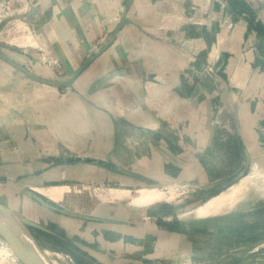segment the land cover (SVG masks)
<instances>
[{
	"label": "crops",
	"instance_id": "1",
	"mask_svg": "<svg viewBox=\"0 0 264 264\" xmlns=\"http://www.w3.org/2000/svg\"><path fill=\"white\" fill-rule=\"evenodd\" d=\"M31 3L33 10L45 17L37 38L71 67L68 77L59 79L62 81L69 79L106 43L96 47L101 37L108 39L120 19L127 18L109 47L77 76L66 95L51 91V101L42 106L37 101L38 93L30 90L27 93L30 85L20 78L15 81L17 93L1 95L21 116L18 119L29 121L32 136L36 134L40 142L46 140L50 147L59 136L71 148L90 147L95 148L94 152L104 149V157L91 151L75 156L94 162L117 160L112 155L118 140L126 146H147V154L134 158L141 171L133 168L134 176L129 175L143 181L177 179L183 169L199 175L205 169L204 162L216 163L230 151L236 153L237 162L242 161L238 171L245 168L252 158L253 141L260 138L259 118L246 120V115L257 114L264 104V0H31ZM3 60L20 74L37 81L16 66H22L21 63L5 55ZM202 65L220 70L202 76L199 74ZM236 81L243 82L232 85L241 90V95H232L236 104L229 108L217 106L216 102L225 104L230 100L231 97H226L229 84ZM247 82L253 83L256 90L253 94H243ZM0 83L6 84L7 80L0 79ZM8 112L0 110V132L7 130L3 120L9 117ZM21 125L17 121L9 127L14 128L15 134ZM129 128L141 131L133 142L129 137H121V131ZM151 134L157 135L155 141H151ZM21 136L15 138L21 140ZM1 157V161H11L8 154ZM182 158L188 164L182 166ZM44 160L53 161L48 157ZM15 165L21 167V163L14 164L12 169L20 173L22 170H16ZM213 177L210 183L224 176ZM100 223L124 226L122 222ZM153 231L166 233L156 228ZM53 236L68 240L58 233ZM99 238L107 241L102 234ZM123 240L122 237L120 241Z\"/></svg>",
	"mask_w": 264,
	"mask_h": 264
},
{
	"label": "rangeland",
	"instance_id": "2",
	"mask_svg": "<svg viewBox=\"0 0 264 264\" xmlns=\"http://www.w3.org/2000/svg\"><path fill=\"white\" fill-rule=\"evenodd\" d=\"M33 5L31 0H0V79L7 80L6 84L0 83V110L9 111V117L6 116L7 119L3 120L7 130L0 132L1 138L4 133L8 134L0 139V155L8 154L11 159L8 162L0 160V203L68 239L63 240L39 229L28 228L43 250L55 253L57 264H264V200L246 201L229 211L203 218L197 217L193 212L209 197L229 189L241 176L260 166L264 167V104L255 116L246 115V120L259 118L257 132L260 138L257 142L253 141L252 158L247 161L244 169L239 170L240 173L238 169L242 161L237 162L236 153L230 151L229 154L220 156L216 163L204 162L205 169L199 175L183 169L177 179L155 178L143 181L129 175L133 173V168L141 171L134 158L147 154L148 147L126 146L120 143L121 140L115 146L112 156L117 160L113 162H58L62 157L73 158L89 151L104 157L106 151L99 149L94 152L95 148L90 147L86 148L88 151L84 147L80 150L71 148L59 136H56V144L51 147L46 140H43L44 143L40 142L36 134L32 136L29 121L18 119L21 116L13 106L9 105L7 99L1 98L4 93L18 92L15 88L18 78L30 85L27 93L29 90L38 93L37 101L42 106L51 101V91L59 96L66 95L69 91L68 87L50 83L52 80L68 77L71 67L46 49L45 44L37 38L38 29L45 25V17L39 12L37 14ZM106 39L105 36L101 37L96 47L101 46ZM4 55L21 63L40 78L49 79V82L30 80L7 62L3 63ZM86 59L87 57L84 60ZM219 70L220 67L216 69L212 65H202L199 74L214 75ZM239 83L243 82H230L226 95L231 97L230 100H226L225 104L216 102L217 106L229 108L236 104V98L232 95H241V90H235L232 85ZM245 88V95L256 91L253 83L247 82ZM259 90L258 87L257 92ZM218 95L219 91L216 90L215 97ZM256 102L255 100L254 106H257ZM58 104L59 102L56 106ZM17 121L21 122L22 131L15 134H21V140L15 138L14 128L12 130L9 127ZM182 121L183 124L187 123V120ZM42 126L44 125L40 123L39 127L43 128ZM140 136L141 131L133 128L121 131L124 139L129 137L132 140ZM150 138L155 141L157 135L151 134ZM46 148L48 151H53V148L58 151L47 152ZM44 153L50 154L45 156ZM44 157L53 161H46ZM221 157L224 158L223 161ZM16 163H21L22 169L15 165L16 170H22L20 173L12 170ZM184 164H188V160L182 158V166ZM220 174L224 177H220L218 182L210 183L213 176ZM75 185L81 186V192L66 190ZM29 186L35 187L58 205L102 218L119 219L118 222H122L124 226L75 219L56 213L19 192V188ZM227 186L229 187L226 188ZM151 187H159L165 191L172 189L174 197L141 209L129 205L131 197L139 189ZM110 188L130 190V193L112 198L108 195L112 190ZM164 226L170 230L162 229ZM153 228L166 233L153 231ZM100 234L106 242L99 238ZM122 237L124 240L120 241ZM17 263L21 264L19 261Z\"/></svg>",
	"mask_w": 264,
	"mask_h": 264
},
{
	"label": "water",
	"instance_id": "3",
	"mask_svg": "<svg viewBox=\"0 0 264 264\" xmlns=\"http://www.w3.org/2000/svg\"><path fill=\"white\" fill-rule=\"evenodd\" d=\"M126 17H122L114 29V31L109 35L106 43L102 45L99 50L91 55L83 64H81L74 74L67 80H52L50 83L58 87H69L73 84L77 76L87 68L102 52H104L109 45L112 43V39L119 29L124 25ZM16 66L26 75L41 82H49V79L39 78L29 71L25 70L22 66L16 64ZM48 80V81H47ZM92 161L88 158L73 157L63 159L62 162L69 161ZM125 172L124 170H121ZM129 173V172H127ZM130 174V173H129ZM134 176V174H130ZM240 176V175H239ZM238 176V177H239ZM242 177V176H241ZM234 183V182H233ZM231 185V184H230ZM19 192L26 195L31 201L38 203L39 205L48 208L56 213L70 216L73 218L84 219L88 221H99V222H118L115 219L102 218L94 216L91 214L75 211L64 207L63 205L56 204L54 200L41 194L39 191L32 187L19 188ZM28 228H35L41 231L47 232L49 234L56 235V233L45 226L38 224L21 213L15 212L8 208L7 206L0 203V237L5 240V242L10 246L14 255L17 257L21 264H49L41 255L43 249L40 244L33 237Z\"/></svg>",
	"mask_w": 264,
	"mask_h": 264
},
{
	"label": "bare ground",
	"instance_id": "4",
	"mask_svg": "<svg viewBox=\"0 0 264 264\" xmlns=\"http://www.w3.org/2000/svg\"><path fill=\"white\" fill-rule=\"evenodd\" d=\"M69 187L71 188H66V190L77 193L81 192V186L75 185ZM110 189L112 190L109 191L108 195L112 198H120L123 194L130 193V190ZM173 197L174 192L172 189L165 191L159 187L142 188L137 191L136 195L131 197L129 205L141 209L161 201L171 200ZM250 200H264V167L262 166L240 177L234 184L232 183L229 189L209 197L193 209V212L197 217H208L229 211L240 203ZM41 255L47 263L57 264L54 259V252L43 250ZM17 261L18 259L10 246L0 237V264H18Z\"/></svg>",
	"mask_w": 264,
	"mask_h": 264
},
{
	"label": "trees",
	"instance_id": "5",
	"mask_svg": "<svg viewBox=\"0 0 264 264\" xmlns=\"http://www.w3.org/2000/svg\"><path fill=\"white\" fill-rule=\"evenodd\" d=\"M169 213H170V212H167V214H169ZM162 229L170 230V228H169V227H166V226L162 227Z\"/></svg>",
	"mask_w": 264,
	"mask_h": 264
},
{
	"label": "flooded vegetation",
	"instance_id": "6",
	"mask_svg": "<svg viewBox=\"0 0 264 264\" xmlns=\"http://www.w3.org/2000/svg\"><path fill=\"white\" fill-rule=\"evenodd\" d=\"M166 232V231H165ZM59 238V237H58ZM124 239V238H123ZM113 241V240H112ZM116 240H114V242H115Z\"/></svg>",
	"mask_w": 264,
	"mask_h": 264
}]
</instances>
